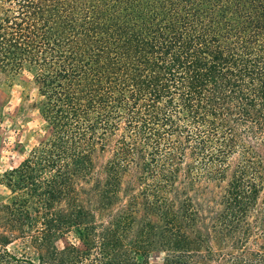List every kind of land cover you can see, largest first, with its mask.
<instances>
[{"label":"trees","instance_id":"obj_1","mask_svg":"<svg viewBox=\"0 0 264 264\" xmlns=\"http://www.w3.org/2000/svg\"><path fill=\"white\" fill-rule=\"evenodd\" d=\"M25 72L48 135L4 175L14 230L0 232V264H150L156 251L199 264L180 178L229 171L218 217L229 264H264V0H0V75ZM109 149L101 206L134 167L141 219H99L81 201L78 183ZM19 240L39 259L10 250Z\"/></svg>","mask_w":264,"mask_h":264},{"label":"rangeland","instance_id":"obj_2","mask_svg":"<svg viewBox=\"0 0 264 264\" xmlns=\"http://www.w3.org/2000/svg\"><path fill=\"white\" fill-rule=\"evenodd\" d=\"M42 101L32 73L25 72L17 77L0 75V232L11 233L14 230L7 223V216L2 211L11 198L4 175L17 168L48 135L46 122L40 113ZM111 155L110 149L107 152H97L94 174L88 180L78 183L81 201L99 219L108 220L110 215H121L129 211L135 212L136 217L141 219L144 217L143 209L140 205L133 206L132 203L133 198L141 191L140 173L134 167L122 179L120 200L117 204L107 210L101 206L99 192L106 179L105 165ZM230 162L233 165L236 158ZM231 174L229 171L225 182L202 179L195 181L193 187H188V180L184 175L180 178V199L189 197L197 212L195 231L203 245L198 255L199 264H229L234 246L223 233H218V217L223 210L221 201ZM263 200L264 193L261 202ZM153 220L157 221L154 217ZM72 243H76L74 235L61 239L57 245L61 251H65ZM9 248L18 255L39 259V255L31 251L23 240L12 243ZM163 260L164 254L156 251L151 254L149 262L162 264Z\"/></svg>","mask_w":264,"mask_h":264}]
</instances>
